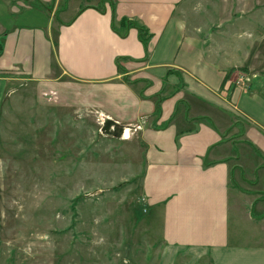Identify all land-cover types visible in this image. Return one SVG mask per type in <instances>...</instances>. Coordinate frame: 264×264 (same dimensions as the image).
Returning a JSON list of instances; mask_svg holds the SVG:
<instances>
[{"label": "crops", "instance_id": "crops-1", "mask_svg": "<svg viewBox=\"0 0 264 264\" xmlns=\"http://www.w3.org/2000/svg\"><path fill=\"white\" fill-rule=\"evenodd\" d=\"M93 1L0 0L3 75L138 127L143 192L162 213L158 264H264V86L231 74L249 60L203 39L191 0Z\"/></svg>", "mask_w": 264, "mask_h": 264}, {"label": "rangeland", "instance_id": "rangeland-1", "mask_svg": "<svg viewBox=\"0 0 264 264\" xmlns=\"http://www.w3.org/2000/svg\"><path fill=\"white\" fill-rule=\"evenodd\" d=\"M190 2L205 41L249 60L231 72L236 87L263 90L264 0ZM35 84L0 76V264H158L162 213L143 192L138 130L127 137V125L74 112ZM244 154L252 167L254 152Z\"/></svg>", "mask_w": 264, "mask_h": 264}, {"label": "trees", "instance_id": "trees-1", "mask_svg": "<svg viewBox=\"0 0 264 264\" xmlns=\"http://www.w3.org/2000/svg\"><path fill=\"white\" fill-rule=\"evenodd\" d=\"M102 11H104V8H101ZM121 26L123 28H125V34H126V30L129 28V26H136L139 31H140V38L141 40L144 42V43H147V37H148V31H147V28L143 25H140L139 23L135 22V21H130L128 19H122L121 21ZM110 125L111 122L108 121L107 122V125ZM119 128V125L117 124L116 125V129Z\"/></svg>", "mask_w": 264, "mask_h": 264}, {"label": "built area", "instance_id": "built-area-1", "mask_svg": "<svg viewBox=\"0 0 264 264\" xmlns=\"http://www.w3.org/2000/svg\"><path fill=\"white\" fill-rule=\"evenodd\" d=\"M6 73V71L5 70H3L1 67H0V76H2L3 74H5ZM240 80H244V78L241 76V78H240ZM100 120H101V122H102V124H105V123H107L108 122V120L109 119H111L110 117H108V116H106V115H104V114H102V113H100ZM117 124H119L118 123V121L116 122V121H114V123H112L111 125H112V127H114V126H116ZM106 125V124H105ZM138 129V127L137 126H135V125H127V127L124 129V134H126V135H128L127 137H129L131 134V131L133 132L134 130H137ZM125 135V136H126Z\"/></svg>", "mask_w": 264, "mask_h": 264}]
</instances>
